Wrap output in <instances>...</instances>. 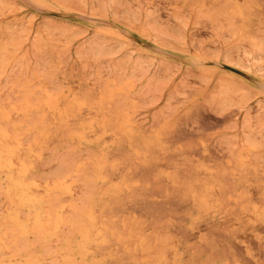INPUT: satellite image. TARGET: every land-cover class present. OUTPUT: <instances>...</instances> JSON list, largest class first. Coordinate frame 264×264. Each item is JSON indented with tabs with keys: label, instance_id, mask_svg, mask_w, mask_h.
<instances>
[{
	"label": "rangeland",
	"instance_id": "obj_1",
	"mask_svg": "<svg viewBox=\"0 0 264 264\" xmlns=\"http://www.w3.org/2000/svg\"><path fill=\"white\" fill-rule=\"evenodd\" d=\"M0 264H264V0H0Z\"/></svg>",
	"mask_w": 264,
	"mask_h": 264
}]
</instances>
